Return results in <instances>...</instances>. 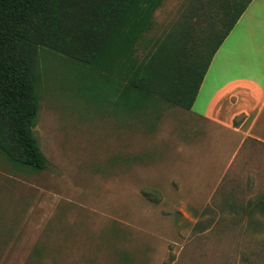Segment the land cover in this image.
Here are the masks:
<instances>
[{"label": "rangeland", "instance_id": "1", "mask_svg": "<svg viewBox=\"0 0 264 264\" xmlns=\"http://www.w3.org/2000/svg\"><path fill=\"white\" fill-rule=\"evenodd\" d=\"M188 1L165 0L151 36ZM39 62L49 164L0 152V264H264L263 143L238 147L178 106L105 112L78 96L65 56Z\"/></svg>", "mask_w": 264, "mask_h": 264}, {"label": "trees", "instance_id": "2", "mask_svg": "<svg viewBox=\"0 0 264 264\" xmlns=\"http://www.w3.org/2000/svg\"><path fill=\"white\" fill-rule=\"evenodd\" d=\"M164 1L0 0V152L18 166L48 167L34 130L42 49L65 56L78 96L105 112L190 110L215 52L252 0H190L151 36ZM255 204L264 209V198Z\"/></svg>", "mask_w": 264, "mask_h": 264}, {"label": "crops", "instance_id": "3", "mask_svg": "<svg viewBox=\"0 0 264 264\" xmlns=\"http://www.w3.org/2000/svg\"><path fill=\"white\" fill-rule=\"evenodd\" d=\"M187 111L238 147L264 144V0H252L222 41Z\"/></svg>", "mask_w": 264, "mask_h": 264}]
</instances>
